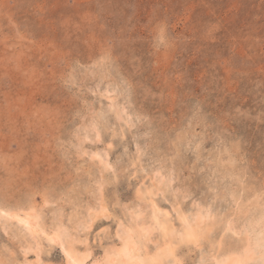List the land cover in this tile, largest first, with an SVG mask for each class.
I'll return each mask as SVG.
<instances>
[{
    "label": "rangeland",
    "instance_id": "1",
    "mask_svg": "<svg viewBox=\"0 0 264 264\" xmlns=\"http://www.w3.org/2000/svg\"><path fill=\"white\" fill-rule=\"evenodd\" d=\"M153 204L176 231L158 264L264 226V0H0V264L104 263L127 231L155 257Z\"/></svg>",
    "mask_w": 264,
    "mask_h": 264
},
{
    "label": "bare ground",
    "instance_id": "2",
    "mask_svg": "<svg viewBox=\"0 0 264 264\" xmlns=\"http://www.w3.org/2000/svg\"><path fill=\"white\" fill-rule=\"evenodd\" d=\"M145 194L153 195V191L149 189L145 192ZM153 209H154L153 224L161 232L163 238L167 241L168 240L170 241V242H167L165 246L159 248L157 255L155 257H151L149 256V254L143 253L140 246L135 241L133 237V233L131 231H127L125 232V236L123 237L122 246L117 252L107 255L104 263L96 261L93 264H158L162 257L163 258L165 257L167 259L171 258L174 261H176L175 258H178V257L175 256L176 254L175 246L173 245V242H172L173 237L176 236V231L171 222L170 214L169 212H166V211L164 212L163 210L158 208L156 204H153ZM208 215L204 214L203 212H199L197 215H194L193 218H189L188 216L179 214L178 218L183 225L181 232L178 233L180 239L198 243L200 238L205 232L204 230L205 228L203 226V223H204L203 220L208 218ZM12 217L18 219L17 223L20 222L22 223V225L24 224L25 225L24 227L27 228L26 230L27 232L29 231L31 234H36L37 232L40 231V230L38 231L39 226L32 221L31 215H27L26 217H20L19 215H13ZM256 220H258V218ZM249 227L250 229L248 231V234L252 235V238L250 237L251 242L247 247H245L243 253L230 254L224 257L222 260H218L216 264H248L249 262H252V260L254 259V256L256 255H260L264 257V226L261 225L260 221H256L255 223H252V224L250 223ZM58 237L56 236L52 237L50 240L52 241L51 243H60ZM34 239L36 238L34 237ZM60 244L63 248L64 254L66 255L67 262H68L67 264H88L87 263L88 256L79 255L73 249L72 250L66 249L63 243H60Z\"/></svg>",
    "mask_w": 264,
    "mask_h": 264
}]
</instances>
